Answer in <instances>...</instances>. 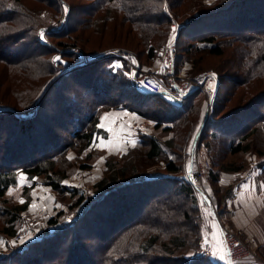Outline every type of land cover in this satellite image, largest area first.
<instances>
[{"label":"trees","instance_id":"obj_1","mask_svg":"<svg viewBox=\"0 0 264 264\" xmlns=\"http://www.w3.org/2000/svg\"><path fill=\"white\" fill-rule=\"evenodd\" d=\"M86 1V6L74 5V7L70 0H0V63L12 70L14 67L25 69L31 74L34 81L43 80V83L39 85L32 83L31 87L27 88L33 93L37 91L38 97L34 100L26 95V91H23V94H17L15 103L0 100V120L8 115L12 116L17 132V134L11 133L8 148L4 153L6 155L4 157L2 154L3 159L2 162L0 161V223H2L0 237L18 235V220L30 204L29 201L10 203V198L7 197L8 191L18 183L21 174H25L29 180L43 176L46 184L58 191L68 188L62 183L69 175L68 170L66 167H60L59 162L67 163L68 157H65V153L67 155L76 143L80 145L81 150L91 145L95 135L102 132L103 129L99 125L101 108L115 107L134 110L155 121L157 128L175 129L177 135L185 134L186 130L187 133L189 124L195 128L203 121L205 110L199 90L191 91L179 103L169 101L161 93H141L137 90L136 82L131 73L128 74L130 67L124 61V68L114 69L115 71L103 63L97 81L92 80L85 84L82 81L83 78H86L82 75L83 71L84 74L89 72L86 73L87 76L94 78L101 61L114 57L102 56L94 58L90 63H85L84 59L79 58L80 54L83 53L77 49L79 42L70 41L71 32L74 30H80L78 34L88 29L94 30L96 28L98 30L101 26L98 24L94 27V22L103 19L106 21L112 16H116L115 19H120V21L129 24V29L136 32L140 36L138 37L145 41L148 57L155 58L157 52L164 45L166 35L171 31L170 25L174 21L180 23L181 13L175 10V3H178V6L183 0ZM253 2L255 1L232 0L217 9L212 8L206 10L207 12L201 10L200 13L198 12L187 19V24L182 23L181 27L179 25L177 40L182 34L187 33L189 35L190 29L194 26H196L195 28L209 26L212 22H208L207 19L211 16L223 12L235 13L237 6L243 4L242 7L245 9V13L242 15L243 20L237 13L230 15L234 19L236 16L239 17L240 23L227 17L226 21H230L231 24L226 27L230 30L216 29L221 26H215L209 31L199 29L198 34L189 35L190 41H188L186 48L196 51L208 50L211 54L220 56L223 54L220 36L229 35L232 32L231 29L249 28V32L242 38L247 37L246 44L240 47L244 50L241 55L243 70L240 72V76L245 75L246 79H241L232 73L225 75L227 76L225 79L232 80L233 84L245 83V80L248 81L245 84L255 80H264V4L256 1L257 5L253 6L254 9L249 13L245 4ZM46 4L55 6V11L52 9L53 13L48 12L49 9L44 7ZM100 8L103 9V12L97 14ZM76 9L80 11L78 16L72 14V11L77 13ZM58 13L61 14L60 18H56ZM83 15L94 16L96 21H85ZM44 16L49 20L44 19ZM55 19L58 20L57 24L51 26ZM44 31H47L48 39L43 38L42 33ZM54 38H57L56 42L52 40ZM79 39L83 40V36H80ZM130 40H132V35L128 37L118 36L114 40L116 43L111 45L112 48L100 51L128 50L133 51L131 52L133 55H139L131 48ZM21 41H33L34 46L22 52L18 57H9L4 54L8 43H22ZM100 47L106 46L100 45ZM93 50L90 51L91 54L99 52ZM57 54L61 56L59 60L55 61L54 58ZM96 65L98 66L96 67ZM61 67H65L66 71L61 70ZM65 78H72L75 81L79 79L80 81L71 84L66 83L65 80L68 79ZM57 80H59V84L55 90H51L50 86ZM110 81L114 83L120 81L122 88L125 89L119 95L107 98L105 96H109L111 86L108 84ZM81 86L85 87L82 88ZM222 86L223 83L221 82L214 101L215 107L211 114L212 117L209 119L204 132L207 148L210 152L214 148L227 147L231 154L246 153L254 148L256 138L252 135L256 134L257 138H260V140L258 139L259 145L256 144V152L259 156L257 168L261 170L259 180L263 181L264 184V89L254 94L249 100L231 108L224 103L227 96L221 103L218 102ZM231 86L229 88L226 86V94L229 93ZM63 89L68 90V94H64ZM1 93L0 96H3ZM54 93L57 98L64 101L60 107L64 116L75 119L71 125L64 120L62 129L65 130V133H62L61 137L55 129L49 128L42 116L46 99ZM69 99H72L73 102L70 103ZM153 105L158 106V108H154ZM224 109L230 111L218 115ZM48 135L49 137H47ZM25 136L28 137L29 149L22 150L24 152L20 153L21 159L18 162L19 152L17 151H20V148L27 143L24 139ZM42 138H44L43 142L40 141ZM174 139L175 137H172L161 142L158 136L151 135L146 141L148 145L145 157L151 162L155 159H163L165 162L164 169L167 173L149 177L148 173L145 172L138 174L137 167H133V175H135L130 177L129 165L117 167V161L108 160L107 166L110 173L95 183L96 191L99 192L97 198L85 205L86 194L83 189L73 187L71 193L77 197L71 206L78 207L84 204L83 209L68 221H60L59 216L62 215V211H60L58 216H53L49 220V224L53 226V231L47 228L36 243L14 247L9 253L1 254L0 264L8 263V259V264H43L40 258L36 255L35 257L30 255L29 252L32 250V246L35 247L36 244H41L39 242L44 243L49 238L54 237L58 240L49 249L51 253L44 252L45 257H42L45 261H51L52 256L57 254L58 247H61L62 243L65 244L70 234L72 238L69 237V239L71 241L63 250H60L61 255L59 256L61 258L50 264H62L64 260L66 264H83L81 259L85 257L84 254L86 257L90 254L89 259L92 261L93 255L81 241V238L88 233L92 234L94 240L96 238L104 239L99 246L102 254L101 264H217L202 244L203 218L197 205L196 189L183 177L184 165L180 156L173 149V147L179 150L181 148L186 149L185 140L176 144ZM138 149H141L140 144L131 147L126 156H132L133 152ZM15 159L17 161L13 162ZM82 166L87 167L86 165ZM214 166L215 168L210 170V177L214 181L221 179L223 170L236 171L244 168L243 164L229 166L227 163L225 165L221 163L220 165L214 164ZM131 188L133 189L131 201L123 200L121 194L124 190ZM28 190L29 188L26 187L25 191L28 192ZM232 191L233 185H230L225 195L230 196ZM176 195L177 198H182L178 207H175V203L178 204L175 200ZM116 198L121 199L115 201ZM147 202L150 203L155 213V217L151 218L150 221L140 217ZM99 204L104 207V212L114 215L112 222L105 226L107 222H102L99 219L92 221L91 224H87L88 221H86L84 225L86 229L82 232L83 229H80L79 223H83L89 213L93 216L90 207ZM184 222H190L191 225L186 226L187 224ZM127 224L128 227L125 226ZM120 227H123L122 230L116 232L112 239H106L105 242L107 234H111L112 231L114 232ZM78 247L82 248L84 254L76 251ZM261 252L264 254V251ZM159 253H164L165 257ZM73 258L74 260H72ZM86 264L90 263L87 262Z\"/></svg>","mask_w":264,"mask_h":264},{"label":"rangeland","instance_id":"obj_2","mask_svg":"<svg viewBox=\"0 0 264 264\" xmlns=\"http://www.w3.org/2000/svg\"><path fill=\"white\" fill-rule=\"evenodd\" d=\"M232 1V0H183L180 5L177 6L178 3H175V10L180 11L181 18L180 19V27L183 24H187V19H190L192 15L200 13L201 10L204 12L206 10L210 9H217L220 6L224 5L226 2ZM255 2L245 4L246 8L248 7L249 13L252 12L254 9L253 6L257 5V2H262L264 4L263 0H253ZM72 5L76 6H86L87 1L86 0H70ZM252 2V1H251ZM32 5V4H31ZM243 4H240L237 6V11L235 13L230 12H223L221 14H216L215 16H211L209 19H207L208 22H212L209 26H206L205 28L202 26V28H193L190 29L189 35L198 34L199 29H204L205 31H209L210 29H214L215 26H221L220 28H216L217 30H230L227 27L229 24H231L230 21H226L227 17L231 18L230 15L232 14H239L240 19H242V15L245 13V9L242 7ZM211 6V7H209ZM45 9H49L48 12L53 13L52 11H55V6L53 5H44ZM75 7V6H74ZM205 7V9H203ZM53 9V10H52ZM77 10V9H76ZM103 12V9H98L97 14H101ZM207 12V11H206ZM47 13V12H46ZM37 14V12H36ZM56 18H60V13ZM72 14L75 16L80 15V11L77 10ZM95 15V14H94ZM122 16V14H120ZM116 17V16H115ZM114 16H112L110 19H107L106 21L99 20L98 22H94V27L96 25H100L101 27L97 30L96 28L94 30L88 29L84 31L81 34H78L80 30H74L72 33V36L70 37V41H78L79 44L77 45V49L83 51L82 54H80L81 60L85 59V57H91L92 60L94 59L95 55L97 54H108V51H100L112 48L111 45L116 43L114 40L118 38V36L121 37H128L132 35V40L129 41V44L131 48L135 50L134 60L136 63L139 64V69L137 71V79L140 80L143 74L151 73L153 69L160 66L164 59V48L166 44L169 42L172 34V24L170 25L171 31L168 32L166 35L167 38L165 42L162 45L163 47L157 52V55L155 58H150L147 55V46L144 40H141L138 34L134 32L133 30H130V25L120 21V19H115ZM209 17V16H208ZM239 17L236 16V19L232 17L233 21L239 22ZM44 19L49 20L47 17L44 16ZM83 19L85 21L89 20V22L96 21L94 20V16L91 15H83ZM232 21V22H233ZM58 20L55 19L52 22L51 26H55L57 24ZM234 23V22H233ZM227 26V27H226ZM230 32L229 35H222L219 37L220 44L222 45L223 54L222 55H214L211 54L208 50L204 51H196L194 49H187L188 46L187 43L190 41V37L187 33L182 34L181 37H178V40H176V62H175V68H176V77H178V74H181L180 80H190L192 78H196V76L204 71L208 70H214L216 73L220 76V83H223V86L220 91V97L218 98V102H222L224 97L227 96L224 103L229 105V107H233L236 104H239L243 101L249 100L250 97H252L254 94H257L262 89H264V80H255L252 82H248L245 80V83H234L232 80L225 79L227 76L231 73L233 75H238L239 78L246 79V76L242 75L240 76V72L243 70V59L241 58L242 53L244 52L243 48H240L246 44L247 37L242 39L246 33L249 32V28H243V30H233ZM47 31H44L42 33L43 38L48 39ZM104 33V34H103ZM236 33V34H235ZM102 34V35H101ZM162 35V34H161ZM160 35V36H161ZM80 36H83V40L79 39ZM139 36V37H138ZM178 33H175V37L177 39ZM239 36V37H236ZM240 39V40H239ZM27 40V39H26ZM55 42L57 41V38L52 39ZM20 42H14V43H8V47L6 48L4 54L9 57H18L24 52L25 50H29L34 46V42L31 41H21ZM17 43V44H16ZM20 43V44H19ZM100 45H104L106 47H100ZM115 47V46H113ZM76 49V48H75ZM94 49L96 51H99L101 53L97 54H91L90 51ZM186 49V50H184ZM93 50V51H94ZM116 50V49H111ZM109 51V52H110ZM133 52V51H130ZM54 53V52H53ZM52 55V54H51ZM111 55V54H110ZM94 56V57H93ZM108 57H110L108 55ZM55 60V59H54ZM107 60V62H105ZM106 60L101 61L99 67L96 65L98 71L96 72V77L93 78L90 76H87L89 72H86L84 74V71L82 72L83 78L82 81L86 84L87 82L97 81L98 74H100L101 69L103 68V63L109 68L114 69H123L124 68V62L120 60L117 57L114 58H106ZM56 61V60H55ZM128 64V63H127ZM59 65V64H58ZM129 65V64H128ZM105 66V67H106ZM131 72L127 70V73H134L133 69L129 65ZM61 70H65V67H61ZM121 71V70H119ZM164 77V76H163ZM93 78V79H92ZM102 78V77H101ZM68 80H65L66 83L76 84V81H80L79 79L76 81L72 78H65ZM107 80V79H106ZM168 80V77H164V81L166 82ZM41 81H34L32 79L31 74L26 72L25 69H21L19 67H14V70H12L9 67H6L4 64L0 63V93L3 96H0V100H7L9 103H15L17 94H23V91L27 92V96L31 97L30 99L34 100L38 97V93H33L32 91H28L27 88L31 87L32 83H36L37 85L43 83ZM63 83V82H61ZM59 84V80H57L54 84L50 86L51 90H55V87ZM231 86L229 93L226 94V86L229 88ZM108 86H111L109 89V96L105 97H111V96H117L122 91H124L125 88H122L121 82L116 81L115 83L110 81ZM219 86V85H218ZM82 87V86H81ZM85 87V86H83ZM82 87V88H83ZM219 90V88H218ZM64 94H68L66 89L62 90ZM201 92V96L203 99L204 104V110L205 114H203V123L196 125L195 128H193L190 124L187 126L188 132H184L185 134L177 135V133L174 130H165L163 128H157L156 122L151 120L148 117H145L138 112L125 108H115V107H104L100 109V127L103 129L101 133H97L93 139V142L88 147H84L80 150V145L75 144L73 149H70V151L65 153V157L67 156V163L59 162L60 167L65 168L68 170V177L63 180V185H66L68 188L63 189L62 191H58L55 188L51 187L50 185L46 184L45 179L43 176H37L32 180H29L25 174H21L18 183L15 186H12L10 190L8 191L7 197L10 198V203H23L25 201H29L30 204L28 208L22 212L21 218L18 220L17 226H18V235L15 236H6V237H0V255L9 253L12 248H16L18 246H22L25 244L30 243H36L38 239H41L43 236L45 230L48 228L50 231H53V226L49 224V220L53 216H58L59 212L62 211V215L59 216L60 221H68L71 218H73L78 212H80L84 204L86 205L88 202L93 199L97 198L99 195V192L96 191L95 183L102 179L104 176L108 175L110 173V169L107 166L108 160L117 161V167H121L123 165H129L128 172L129 176L132 177L133 175V167H137L136 171H138V174L141 173H148L149 177H156L159 174H165L167 173L164 169L165 162L163 159H155L152 163L150 159L145 157V151L147 149L148 142L146 143L147 139L151 135L158 136L159 140L161 142H165L168 139H171L172 137H175L176 144L182 143L184 140V144L186 146V149H173L176 151L177 155L180 156V160H182L183 166V173L187 169L188 165L193 161V159L197 158H203L205 159V169L206 172V180L208 184L211 187V190L213 191V194L215 196V211H211L210 206L207 204V201L202 198V195L199 193V191L195 190V196L197 199V205L200 208L202 218H203V239L202 244L203 247L207 250V252L210 254L213 261L217 264H224L221 261L220 256H222V247H221V240L220 237L222 235V229H228L232 233H234L238 239H240L244 246H246L250 251L255 253V256L258 260L261 261L262 264H264V254H262L261 251H264V184L263 181L259 180V175L261 173V170L257 168V160L259 159V156L256 152V144L259 145L260 138L256 136V134L252 135L254 136V148L249 152H241L238 154H231L227 147H219L212 149V152H210L207 148L206 142L204 140V132L205 128L207 127V123L209 119L212 117V112L215 107V102H213L210 110L207 105V95L203 90H199ZM198 91V92H199ZM199 92V93H200ZM90 93V92H86ZM218 93V91H217ZM217 96V94H216ZM14 97V98H12ZM8 98V99H7ZM169 101L173 103L172 100H170L168 97H166ZM216 99V97H215ZM240 100V102H239ZM215 101V100H214ZM69 102L72 103L73 100L69 99ZM134 102V101H133ZM64 101L62 99L57 98L56 94H50L49 97L46 99L44 109L42 110V116L45 118L44 121L47 122L49 128L55 129L57 134L61 137L62 133H65V130L63 128V122L64 120L68 124H73L75 119L68 118L67 116H64V113L61 112V104H63ZM261 105V102L259 103ZM258 104V105H259ZM139 105V104H137ZM226 105V106H227ZM147 106V105H145ZM143 106V107H145ZM154 108H158V106L153 105ZM224 107V106H223ZM230 111L229 109L220 110V114L223 115ZM26 113V112H25ZM66 114V113H65ZM217 118V115H216ZM15 122L12 118V116L8 115L5 118H2L0 120V161L2 162L3 156L5 157L4 153L6 149L8 148V142L10 141V135L11 133L16 132V126L13 124ZM65 124V123H64ZM205 124V128L203 131H201V126ZM62 125V126H61ZM15 127V128H14ZM45 132V130H44ZM56 134V133H55ZM175 135V136H174ZM49 137V135L47 136ZM25 145L20 148L17 160L21 159L19 156L20 153H23V149H29V143H28V137L25 136ZM40 139L41 142H43ZM50 139V138H49ZM259 139V140H258ZM36 141V140H34ZM54 141V140H51ZM140 141V143H139ZM137 144H140V148L133 152V155L130 157L126 156V153H128L131 147L136 146ZM55 149V148H53ZM59 159V158H58ZM16 159L13 162L17 161ZM224 160V161H223ZM152 163V164H150ZM224 163V165L227 163L229 166L231 165H237V164H243L244 168L241 170L236 171H225L223 170L221 172V179L214 181L210 177V170L214 169V164H221ZM82 165H86L87 167H84ZM252 171L256 169L255 173L252 175L255 180H253L254 184V190L252 191L249 187H246L248 184L245 183V175L244 174H238V172H242L244 170ZM253 172V171H252ZM182 173V174H183ZM225 174H233L234 177L232 180H230V175ZM247 175V173H246ZM223 176L224 179H223ZM129 177V178H130ZM184 177V176H183ZM126 181V180H125ZM230 181V182H229ZM259 181V182H258ZM252 185V181L250 183ZM233 185V191L230 196H226L225 194L227 191V188ZM28 187V192L25 191V188ZM73 187H80L83 189L84 193L86 194V200L84 201V204H81L78 207H73L71 204L76 200V196L72 195V188ZM169 187V186H168ZM246 188V190H245ZM253 188V186H252ZM171 190V189H169ZM247 191V196L242 198V195ZM244 192V193H243ZM168 193V192H167ZM169 194V193H168ZM167 194V195H168ZM123 200L131 201L130 197L133 195V189L124 190V192L121 194ZM117 197V196H116ZM164 198V197H163ZM121 198H116L115 201L119 200ZM89 200V201H87ZM175 200L177 203H175V207H178L180 205L179 201H182V198H177V195L175 196ZM177 204V205H176ZM182 204V203H181ZM35 205V207H33ZM110 206V205H109ZM90 210L93 214V216L88 214V217L84 222L81 224L79 223V227L84 231V225L86 224V221H88L87 224H91L94 220H101L102 222H107L105 226L109 224V222H112V219L114 218L113 214H110L108 212H104L105 209L102 206V204H99L97 206H91ZM215 212V213H214ZM99 215V216H97ZM141 218H145L146 220L150 221L151 218L155 217V213L152 210V206L149 202H147L145 206V210L143 213L140 214ZM92 217V218H90ZM89 219V220H88ZM187 225L190 226V222H184ZM2 223H0V226ZM128 227V224L125 225ZM133 226V225H130ZM105 228V227H104ZM123 227H120L119 229L112 231L111 234H107L105 237L106 239H112V237L115 235L116 232L119 230L121 231ZM218 235V236H217ZM218 239H217V237ZM65 237V236H64ZM71 237V234L68 236V239L65 241V244L62 243L61 247H58L57 254L52 256L51 261L50 260H43L42 257H45V253L50 252L49 249L53 244L56 243L58 239H55L54 237L49 238L46 242L41 244H36L35 247L32 246V250L29 252L30 255H35L40 258V261H42L43 264H50L53 262H56L57 259L61 258V252L60 250H63V248L71 241L69 239ZM62 238V237H61ZM72 238V237H71ZM81 241L84 242L85 246L89 248V252L93 255L92 261H90L89 256L86 257V255L83 253L82 248H79L76 250L78 253H83L85 257H82L83 264H86L89 262L90 264H101V249H99V246L102 244L104 239L96 238L94 240V237L91 233H88V235H85L81 238ZM104 242V243H105ZM100 243V244H99ZM219 247V251H217ZM36 252V253H35ZM45 252V253H44ZM193 252V249H192ZM216 253L215 255L213 253ZM51 253V252H50ZM65 253V252H64ZM165 257L164 253H159ZM65 256V254H62ZM82 255V254H81ZM74 260V258L72 259ZM9 263V259H8ZM6 262V264H8ZM62 264H66V261Z\"/></svg>","mask_w":264,"mask_h":264},{"label":"built area","instance_id":"obj_3","mask_svg":"<svg viewBox=\"0 0 264 264\" xmlns=\"http://www.w3.org/2000/svg\"><path fill=\"white\" fill-rule=\"evenodd\" d=\"M179 25L175 21L172 23V36L164 48V59L160 66L153 69L151 73L143 74L140 80L136 77L139 69V64L134 60V56L128 50H112L108 54H97L98 57H117L120 60L128 63L133 69L134 73L131 76L136 82L137 90L141 93H161L174 102H181L188 92L194 90H203L207 95V105L210 110L220 83V76L214 70L204 71L190 80H180L181 74L176 77V37ZM111 54V55H110ZM91 57H85L84 62L90 63ZM131 72V69H130ZM168 77L165 82L164 77ZM205 128V124L201 126V131ZM205 159L197 158L188 165L185 172L182 174L184 178L189 181L202 195V198L207 201L211 211H215V196L211 190L210 185L206 180ZM153 177V176H152ZM215 206V207H214ZM215 213V212H214ZM222 241L224 246V259L221 261L226 264H262L255 256V253L250 251L244 243L237 238V236L228 229H222Z\"/></svg>","mask_w":264,"mask_h":264},{"label":"crops","instance_id":"obj_4","mask_svg":"<svg viewBox=\"0 0 264 264\" xmlns=\"http://www.w3.org/2000/svg\"><path fill=\"white\" fill-rule=\"evenodd\" d=\"M255 170H256V169L252 170L253 172H252V171L249 172V171H247V169H246V170H244V171H242V172L240 171V172H238V173L236 174V175H238V174H244V175H245V183L248 184L246 187H249L252 191L254 190V187H255L254 184H253V180H255V179H254V177L252 176L253 174H254V176L256 175V173H255L256 171H255ZM246 173H247V175H246ZM225 175H230V176H231L230 180H232L234 177H236V175L234 176L233 174H225ZM233 176H234V177H233ZM224 177H225V176H223V179H224ZM251 181H252V185L250 184ZM229 182H230V181H229ZM252 186H253V188H252ZM245 190H246V188H245ZM245 190H244L245 193L243 192L244 194L242 195V198L247 196V193H248V192L245 191ZM217 236H218V235H217ZM217 236H216V237H217ZM217 239H218V237H217ZM220 240H221L220 243H221V247H222V252L224 253L225 250H224V246H223L222 235H221V237H220Z\"/></svg>","mask_w":264,"mask_h":264},{"label":"snow or ice","instance_id":"obj_5","mask_svg":"<svg viewBox=\"0 0 264 264\" xmlns=\"http://www.w3.org/2000/svg\"><path fill=\"white\" fill-rule=\"evenodd\" d=\"M65 11H67V8H65ZM55 59L56 60H59L60 58L59 57H56ZM33 207H35V205H33ZM0 243H2V242H0ZM217 251H219V247H218ZM213 254L215 255L216 253L214 252ZM219 258L224 259L223 256H220ZM226 264H228V262H226Z\"/></svg>","mask_w":264,"mask_h":264},{"label":"water","instance_id":"obj_6","mask_svg":"<svg viewBox=\"0 0 264 264\" xmlns=\"http://www.w3.org/2000/svg\"><path fill=\"white\" fill-rule=\"evenodd\" d=\"M60 56H61L60 54H57V55L55 56V58H56V57H60ZM55 58H54V59H55ZM55 60H56V59H55ZM190 92H191V91H190ZM190 92H188V93H190ZM188 93H187V94H188Z\"/></svg>","mask_w":264,"mask_h":264}]
</instances>
